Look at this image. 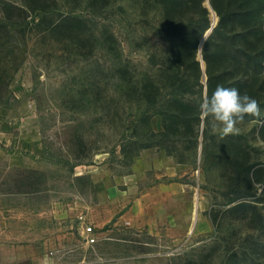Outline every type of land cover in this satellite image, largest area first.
<instances>
[{
    "label": "rangeland",
    "instance_id": "1",
    "mask_svg": "<svg viewBox=\"0 0 264 264\" xmlns=\"http://www.w3.org/2000/svg\"><path fill=\"white\" fill-rule=\"evenodd\" d=\"M201 1L0 0V264H264V0Z\"/></svg>",
    "mask_w": 264,
    "mask_h": 264
},
{
    "label": "clouds",
    "instance_id": "2",
    "mask_svg": "<svg viewBox=\"0 0 264 264\" xmlns=\"http://www.w3.org/2000/svg\"><path fill=\"white\" fill-rule=\"evenodd\" d=\"M198 110L204 118L211 117L212 130L222 137L239 134L238 124L245 116L260 118L262 114L260 102L241 94L235 87L216 86L210 96L203 98Z\"/></svg>",
    "mask_w": 264,
    "mask_h": 264
},
{
    "label": "trees",
    "instance_id": "3",
    "mask_svg": "<svg viewBox=\"0 0 264 264\" xmlns=\"http://www.w3.org/2000/svg\"><path fill=\"white\" fill-rule=\"evenodd\" d=\"M179 1L180 0H164V5L166 6V18H168V20H169V15H170V13H171V11L169 10L170 8H173V9H176V7H179V6H181V5H183V6H187L188 4H190L191 3V0H186L185 2L184 1H181V3H179ZM200 2H202L201 0H199V3ZM169 8V9H168ZM187 9V8H186ZM201 12H203V14L205 13L206 14V12H205V10L204 9H201ZM186 15L187 16H189V22H191L192 20H193V17H194V13H192V12H190L189 10H188V12H186ZM219 15L221 16L222 14H221V11H219ZM222 17V16H221ZM221 21H223V17L221 18ZM196 42V41H195ZM190 45V47L188 48V46H186V47H183L184 48V50H183V56H184V54L186 53V55H187V57H190L191 58V61L192 60H194V56H195V50H194V43H192V41H191V43L189 44ZM193 45V46H192ZM187 51V52H186ZM182 53H181V55H182ZM174 54V53H173ZM195 66H196V70L198 71V66H197V63H195Z\"/></svg>",
    "mask_w": 264,
    "mask_h": 264
},
{
    "label": "built area",
    "instance_id": "4",
    "mask_svg": "<svg viewBox=\"0 0 264 264\" xmlns=\"http://www.w3.org/2000/svg\"><path fill=\"white\" fill-rule=\"evenodd\" d=\"M84 233L86 235L85 241L88 244H93L95 242L93 228L91 226H86L84 228Z\"/></svg>",
    "mask_w": 264,
    "mask_h": 264
},
{
    "label": "water",
    "instance_id": "5",
    "mask_svg": "<svg viewBox=\"0 0 264 264\" xmlns=\"http://www.w3.org/2000/svg\"><path fill=\"white\" fill-rule=\"evenodd\" d=\"M212 29H213V27H211L210 30H209V31L205 34V36L202 38V40H201V42H200V44H199V50H201V48H202L204 42L207 40V38H208L209 34L211 33Z\"/></svg>",
    "mask_w": 264,
    "mask_h": 264
},
{
    "label": "crops",
    "instance_id": "6",
    "mask_svg": "<svg viewBox=\"0 0 264 264\" xmlns=\"http://www.w3.org/2000/svg\"><path fill=\"white\" fill-rule=\"evenodd\" d=\"M137 218H140L139 216H137Z\"/></svg>",
    "mask_w": 264,
    "mask_h": 264
}]
</instances>
